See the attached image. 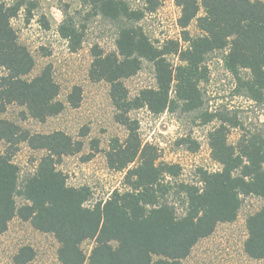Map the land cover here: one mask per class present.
I'll use <instances>...</instances> for the list:
<instances>
[{
	"label": "trees",
	"instance_id": "16d2710c",
	"mask_svg": "<svg viewBox=\"0 0 264 264\" xmlns=\"http://www.w3.org/2000/svg\"><path fill=\"white\" fill-rule=\"evenodd\" d=\"M140 1L142 8H131L127 0H84L94 15L118 25L115 50L104 53L97 46L91 48L88 75L93 81L108 83L114 120L127 130L123 140L110 139L105 153L110 169L125 170L123 188L86 205L90 188L68 185L57 167L63 156L80 153L83 141L62 130L30 132L0 117V141L5 143L0 153V234L17 216L53 234L62 264H182L199 239L209 236L219 222L236 218L242 196L253 195L262 204L246 218L243 247L249 257L264 258V135L246 130L236 111L227 106L209 110L199 87L208 75L207 55L222 50L235 93L264 106V1L174 0L180 8L177 23L180 39L187 43L184 47L172 39L161 46L152 43L139 20L146 11H154L159 0ZM35 7V0H0V66L5 70L0 77V112L15 102L24 107V116L44 122L65 107L57 98L59 86L50 65L24 78L34 67V59L11 24L20 12L28 22ZM192 21L200 32L196 35L187 30ZM42 24L48 26L43 19ZM57 31L70 50L80 46V30L68 14ZM170 54L177 57L175 66L167 60ZM143 61L152 63L156 86L142 88L130 98L122 79L135 74ZM80 96V86L74 85L66 103L77 107ZM141 107L154 114L176 109L201 112L203 123L216 121L209 133V148L220 168H197L200 186L178 181L180 165L161 161L157 148L141 141L137 120L129 115ZM229 128L241 130L235 144L227 141ZM21 142L45 152L33 172L23 178L12 160ZM98 147V140L91 139L82 161L90 160ZM195 148L196 144L190 147ZM173 193L184 195L179 213L170 201ZM86 240L94 242L89 253L81 246ZM33 255L30 246H23L14 261L25 263Z\"/></svg>",
	"mask_w": 264,
	"mask_h": 264
},
{
	"label": "rangeland",
	"instance_id": "374dc122",
	"mask_svg": "<svg viewBox=\"0 0 264 264\" xmlns=\"http://www.w3.org/2000/svg\"><path fill=\"white\" fill-rule=\"evenodd\" d=\"M33 16L24 22L20 12L11 19L18 40L24 44L34 59V67L24 76L30 79L40 70L50 65L53 80L59 86L57 98L64 102V109L44 122L24 116V107L12 102L0 112V117L19 125L30 132L48 133L62 130L71 137L81 139L83 147L80 153L63 156L57 167L66 175L71 186L86 185L91 194L86 205L105 199L113 189H122L125 170L110 169L106 162V151L112 137L120 141L127 135L126 128L114 120V107L109 97V85L104 80L93 81L88 70L92 60L91 48L97 46L104 53L115 50L114 41L118 25L100 15H94L84 0H35ZM200 1V0H198ZM264 1V0H262ZM131 8H142L140 0H127ZM203 13L200 8L199 14ZM68 14L73 18L81 33L80 46L72 51L67 41L58 34V26ZM180 8L174 0H159L154 11H146L139 20L144 32L155 46H161L166 40H179L181 46L187 43L180 39L181 28L176 26ZM42 19L48 23L42 24ZM178 24V23H177ZM187 30L191 35L199 32L195 21L190 22ZM225 52H210L205 60L208 75L199 84L204 105L209 110L218 106H227L236 111L246 130L257 131L264 135V106L255 103L234 91V79L223 65ZM167 60L171 65L178 63L177 57L170 54ZM247 72V71H245ZM5 73L0 66V77ZM130 98L145 87H155V74L151 62L143 61L140 69L133 75L123 78ZM81 88L80 102L77 107L66 103L67 94L72 86ZM173 97V87L170 90ZM130 117L137 120L138 135L143 143L157 148L159 159L167 163H176L181 167L177 180L193 182L200 186L197 168L209 171L218 170L220 165L211 157L209 133L217 125L216 121L202 122L201 112L164 111L160 114L150 112L146 107L131 110ZM85 135H81L82 132ZM241 130L229 128L227 141L235 144ZM186 138V141L180 139ZM91 139H97L99 149L88 161L82 157L89 152ZM196 144L195 150L190 147ZM5 143L0 141V153ZM43 150H33L26 142H21L12 157L20 169V178L33 172ZM21 202V198H16ZM184 195L173 193L170 201L178 213L184 208ZM262 204L259 197L242 196L236 218L231 222H219L207 237L199 239L182 264H264V258H251L244 251L247 236L245 221L249 214L257 211ZM94 242L84 241L81 246L89 253ZM30 246L33 257L25 263H16L15 254L21 247ZM58 242L53 234L35 229L29 221L14 216L9 220L7 229L0 234V264H62L57 257ZM84 264H88L86 261Z\"/></svg>",
	"mask_w": 264,
	"mask_h": 264
},
{
	"label": "built area",
	"instance_id": "2783aa9c",
	"mask_svg": "<svg viewBox=\"0 0 264 264\" xmlns=\"http://www.w3.org/2000/svg\"><path fill=\"white\" fill-rule=\"evenodd\" d=\"M177 25H178V24L176 23V26H177ZM109 194H110V193H109ZM109 194H108V195H109Z\"/></svg>",
	"mask_w": 264,
	"mask_h": 264
}]
</instances>
